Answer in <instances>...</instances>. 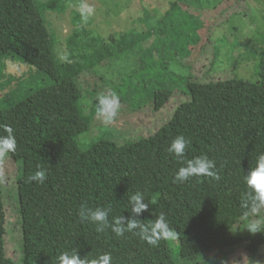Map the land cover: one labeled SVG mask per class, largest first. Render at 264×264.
<instances>
[{"label": "trees", "instance_id": "obj_1", "mask_svg": "<svg viewBox=\"0 0 264 264\" xmlns=\"http://www.w3.org/2000/svg\"><path fill=\"white\" fill-rule=\"evenodd\" d=\"M69 1L80 7L67 11L68 22L75 23L76 29L58 38L56 48L62 54L58 55L36 0H0V90L8 84L4 71L9 58L28 64L42 72L38 78L48 80L41 87L24 88L35 76H12L16 85L0 98V105L6 103L0 108V135H7L4 125L13 128L17 150L8 157L21 162L16 187L22 231V255L16 261L6 255L0 185V264H58L62 252L73 251L88 260L110 252L112 264H179V258L209 251V263L222 264L227 249L242 243L254 261L264 246V232L253 234L246 228L261 205L245 207L242 195L248 190L244 176L264 153V51H250L248 60L238 56L233 61L235 69L242 64L251 69V78L201 81L194 63L203 50L196 52L192 63L181 55L192 47L198 49L197 37L203 32L199 21L190 18L189 31L182 32L156 17L150 29L139 32L138 26L148 21L145 13L115 15L118 28L110 15L112 23L105 21L101 38L91 36L87 29L92 30L91 15L87 23L83 21L85 0ZM183 4L174 0L168 14L185 9V17H194ZM42 7L58 14L67 9L59 0H46ZM133 18L139 25L133 24ZM82 34L87 36L83 42ZM150 36L153 41L144 46ZM132 50L139 52L144 65L124 74L113 88L126 101L128 111L149 105L158 111L174 92L188 98L148 136L103 135L82 148L78 137L91 128L97 101L86 114L79 75L105 58L119 59ZM138 73L143 84L130 91L126 81H135L132 74ZM177 136L191 141L186 158L206 154L215 160L218 181L201 176L174 182L182 164L168 148ZM38 169L46 171L45 183L26 182ZM137 192L149 204V211L139 217L141 223L149 224L163 212L178 239L175 247L171 238L152 246L131 233L118 238L111 229L97 232L95 224L78 215L80 204L86 202L92 208L111 206L110 220L128 217L129 198ZM257 216L264 222V215Z\"/></svg>", "mask_w": 264, "mask_h": 264}, {"label": "rangeland", "instance_id": "obj_2", "mask_svg": "<svg viewBox=\"0 0 264 264\" xmlns=\"http://www.w3.org/2000/svg\"><path fill=\"white\" fill-rule=\"evenodd\" d=\"M45 1L36 0V3L53 36L54 51L60 55L61 53L56 48V41L61 35L65 36L69 32L71 33L73 29H76L75 23L72 22L70 24L68 22L67 11H79L80 7L69 0H59V2L66 4L67 9L58 14V12H54L49 7H42ZM178 1L184 3L185 8L189 9L190 13L194 12L195 16L185 17V9V11L180 10L181 13L175 12L174 15L180 14L177 16L168 14V10L174 0H85L83 8L85 10L86 7L93 9L90 18V28L92 30L87 29L91 36L101 38L105 32L102 26L107 27L105 21L108 20L109 23H112L110 15H113L115 18L112 24L118 28L116 22L118 18L115 15L120 17L127 14L141 15L145 13V16L148 15V21H145L141 25L133 18V21H135L133 24L139 25V32L150 29L153 24L152 21L156 22V17L164 19L165 26L173 28L174 25L175 29H179L182 32L189 31L187 30V21H191V19H194L193 22L199 21L203 32H200V36L197 37L198 40L196 42H199L198 49L196 50L192 47L190 50L181 53L182 56L187 57L192 63L195 60L196 54L200 50H203L200 58L194 63V69L197 72L198 78L201 81L230 76H238L245 79L251 78L249 75L251 69L246 68L242 63L250 58V51L255 50L256 53L264 51V0ZM80 15L79 13L78 16ZM181 26L182 28H180ZM85 37L87 36L82 34V42L86 39ZM153 39L152 36L148 37L143 41V45L148 46ZM63 49L64 45L61 46L60 51L63 52ZM139 56V52L132 50L119 59L105 58L95 68L84 71L79 75L78 81L82 89L81 102L86 114H89L93 110L92 106L96 105L98 95L116 93L113 88L122 81L124 74L135 73L142 69L144 63ZM238 56H242L247 60L240 62L239 64H242L240 68L235 69L233 61ZM5 64L4 72L6 76L4 78L7 77L8 84L3 90H0V98L16 85V79L12 76L20 77L23 74L24 77L28 75L35 76L30 83L26 82L24 88H38L48 83L47 79L38 78L42 72H37L26 63L12 61L9 58L6 59ZM132 76L135 81H126L127 85L131 86L130 91L132 87L143 84L141 80H138L140 73L132 74ZM117 95L119 96V94ZM187 98L188 96L184 93L174 92L169 101L160 110L153 111L151 105H149L143 110L136 112L128 111L126 101L120 98V110L115 120L111 123H104L103 117L97 115L96 108L94 109L95 113L92 117L91 128L79 135V144L82 148H85L91 141L103 135L113 138L118 134L124 133L127 138L133 139L138 136H148L156 132L172 116L175 107ZM4 106H6L5 102L1 103L0 108ZM117 139L121 140L120 137H117ZM20 173V161H16L11 157L0 161V185L3 189L6 212L5 249L6 255L16 261L22 255V231L16 187L17 177ZM257 214L264 215V205L259 206L255 210L250 222L262 221ZM171 242L172 246L175 247L178 244L177 237L171 238ZM227 251L226 262L222 264H264V246L261 247L260 252L252 262L249 260L245 243L228 248ZM211 256L212 253L208 251L193 257L176 258H179V264H210L209 258Z\"/></svg>", "mask_w": 264, "mask_h": 264}, {"label": "clouds", "instance_id": "obj_3", "mask_svg": "<svg viewBox=\"0 0 264 264\" xmlns=\"http://www.w3.org/2000/svg\"><path fill=\"white\" fill-rule=\"evenodd\" d=\"M83 7V6H82ZM93 12L91 7H86L82 11V18L87 23L88 16ZM97 115L103 117L104 123H111L117 117L120 110V97L116 93L100 94L97 96ZM3 130L7 135H0V161L6 159L9 154H14L17 150V140L13 128L4 125ZM191 141L183 136H177L168 148L169 153L173 154L182 166L175 174L174 182L184 183L193 177H206L211 180H219L220 175L216 167V162L206 154L186 158V149ZM47 179L46 171L38 169L34 174H30L26 182H36L44 184ZM247 191L242 195V202L245 207L249 203L253 207L264 205V153H260L256 160V166L248 171L244 176ZM131 215H124L109 219L112 207L92 208L87 203H81L78 209L80 219L87 220L96 225L97 232H104L111 229L118 238L125 237L126 233L138 236L152 246L158 245L161 239L174 238V230L169 226L166 215L161 212L159 216L149 224L141 223L139 217L149 211V204L145 202L144 194L137 192L130 196ZM250 233L264 232V222L252 221L246 228ZM58 264H112L113 257L110 252L98 255L96 258L88 260L81 258L77 251L62 252L58 258Z\"/></svg>", "mask_w": 264, "mask_h": 264}]
</instances>
